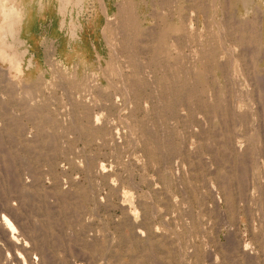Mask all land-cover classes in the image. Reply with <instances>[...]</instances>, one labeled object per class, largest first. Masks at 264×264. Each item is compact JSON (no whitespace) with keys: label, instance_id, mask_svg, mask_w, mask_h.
Wrapping results in <instances>:
<instances>
[{"label":"rangeland","instance_id":"374dc122","mask_svg":"<svg viewBox=\"0 0 264 264\" xmlns=\"http://www.w3.org/2000/svg\"><path fill=\"white\" fill-rule=\"evenodd\" d=\"M0 17V264H264V0Z\"/></svg>","mask_w":264,"mask_h":264},{"label":"bare ground","instance_id":"6f19581e","mask_svg":"<svg viewBox=\"0 0 264 264\" xmlns=\"http://www.w3.org/2000/svg\"><path fill=\"white\" fill-rule=\"evenodd\" d=\"M4 3H5V0H4ZM63 4H65L64 2H63ZM67 4V3H66ZM1 11H2V15L4 16V18H8L9 19V16L11 17V13H16L15 12V9H14V7H9L8 9H5V7H4V5H2L1 6ZM1 15V16H2ZM17 15V14H16ZM13 17V16H12ZM11 17V18H12ZM15 17V16H14ZM1 18V17H0ZM12 20H13V18H12ZM3 21H4V19H3ZM15 22H16V20H15ZM4 23V22H3ZM8 23H9V21H8ZM5 25V24H4ZM8 25V24H7ZM11 25H13V21H12V24H11V21H10V25H9V27L11 26ZM3 27V28H2ZM1 27V33L4 31L3 29H4V26H2ZM11 33L10 34H12L13 35V33H14V28L12 27L11 28ZM5 34V33H4ZM5 36V35H4ZM14 36V35H13ZM2 37V36H1ZM3 38V37H2ZM12 38V37H11ZM6 39V38H5ZM11 40H6V41H3L2 40V42L0 43V58H9L10 59V61L14 64L15 63V65H17L18 66V64H17V62H16V58L13 56V54L12 55H10V54H8L7 52H6V50H5V47L6 46H10V45H8V44H10V43H8V42H10ZM21 43V41L20 40H18V39H14L13 38V44H16V43ZM21 45V44H20ZM8 48V47H7ZM9 50V49H8ZM12 50V49H11ZM19 54V53H18ZM17 57V56H16ZM7 60V59H6ZM4 61V60H3ZM11 63V64H12ZM10 64V65H11ZM12 66V65H11ZM16 66V67H17ZM9 67V66H8ZM10 69H11V67H10ZM15 69H17V68H15ZM12 70V69H11ZM14 71H17V70H14ZM19 71V70H18ZM19 74V73H18ZM14 78L13 79H15V72H14V76H13Z\"/></svg>","mask_w":264,"mask_h":264}]
</instances>
